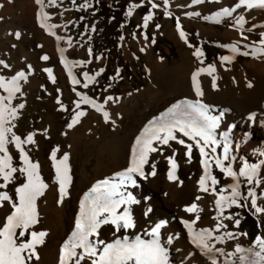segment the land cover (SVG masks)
<instances>
[{
    "label": "rangeland",
    "instance_id": "rangeland-1",
    "mask_svg": "<svg viewBox=\"0 0 264 264\" xmlns=\"http://www.w3.org/2000/svg\"><path fill=\"white\" fill-rule=\"evenodd\" d=\"M102 1L107 2L108 10H116V0H53L51 5L49 0H42L41 9L44 14H47L50 23L55 26L53 35L60 37L61 50H68L70 53V59L67 63H63L59 59L63 65L58 67L54 78H51L48 72L45 76L44 71L38 67L34 59L33 53L37 49L35 39L30 38L23 44L19 43L32 58L28 57V61L24 63L21 62V47L16 43L19 42L18 39L14 37H10V39L0 38V61H3L0 64V77L7 78L17 72H24V77L18 81L21 91L16 93L11 100L12 106L23 104L24 107H17V116L11 121V126L13 132L18 134L22 140L27 135H32V142L23 143L22 147L30 161L38 164L37 171L42 182L49 179L50 173L56 170L54 164L59 163L67 153L69 154L67 162L70 172L74 169L78 170L81 166L89 165L90 162H86V157H89L90 161L93 157L90 156L88 147H83L85 141L107 134L108 131L115 128L120 133H135L142 118H146L159 109H164V106L174 98L182 94L185 95L187 91L184 86H186L190 71V61L196 57L194 53L197 49L203 53L199 57L206 64L217 68L219 74L217 75L228 85L232 82L240 84L246 78L242 77L240 72V69L250 71L246 61H258L255 58V51L245 46L244 43L260 41L264 36V31L254 28L250 23L238 25L235 18H223L215 11H210L211 8L215 10L224 9L229 0H199L198 3L194 0H168L167 8L164 7V0H152L158 5L156 8H152L149 0L130 2L122 10L125 16L122 28H118L117 31L113 30V26L109 25L112 22L105 18V25L104 23L98 24L94 32L82 30L78 37H74L73 26L68 28V24L77 20L83 9L92 8L96 10L100 8L99 4ZM132 5H136V7H131ZM129 11H131V15L128 14ZM165 11L169 14L165 15ZM149 13H151V19L145 26L143 18ZM28 16H33V8L30 9ZM178 21L179 30L177 29ZM79 24L84 26L85 22L80 21ZM104 26H107V29L104 30ZM181 30L185 33L184 38H187L184 46L178 42L181 39L179 34ZM230 43L239 44L243 53L228 52L227 47ZM89 49L92 50L91 55ZM244 53L248 54L245 55ZM226 55L231 56L232 59L223 62L221 57ZM224 63L227 66H223ZM259 63L261 67H264V59L259 60ZM222 66L226 68L224 69ZM48 68L46 67V69ZM63 68L65 71L66 69L71 71L76 82L63 72ZM101 69H103L102 72ZM263 70L264 68H262ZM84 73L94 77L88 83L87 88L83 86L85 83ZM97 73L99 74L97 75ZM70 82H73L75 90L81 95H86L96 103L102 104V111L106 109L111 111L112 117L107 123L98 117L102 111L97 112L90 104L82 103L77 108V104L69 96ZM218 83L219 86H223L220 81ZM209 87V102L226 103L233 106L236 104L235 100H238L236 88L224 93L223 90L214 91ZM0 95L5 97L8 93L0 88ZM108 96L113 97V99L106 101ZM78 111H83L85 115L79 117L80 121L74 124L72 128H68L67 124L72 121V117ZM183 138L184 144L178 143V140L175 139L169 141L168 145H155L158 151L149 154L148 164L157 166L163 172L169 166L168 158H172L178 161L177 174L179 180L185 184L195 183L200 178L201 170L205 167L201 163L202 157L195 141L189 140L185 136ZM216 139L215 151L212 150V147H206L207 155L203 158L207 163L209 175L217 180V184L212 185L209 190L216 189L215 197L230 194L234 180L232 177L225 176L215 166V159L223 157V145L227 143L229 158L225 164H231L234 171L238 173L239 168L244 164L255 163L260 165L257 176V180L260 182L254 184L253 191L258 193V204L264 208V152L260 154L258 159H253L247 156L243 145L240 144V152L236 153V156L231 160L230 152L233 139L231 137L220 139L217 131ZM187 145H192L190 154H186L188 153ZM8 149L10 152L11 148ZM0 155L3 154L0 153ZM17 163V156L12 155V165L16 169L18 168ZM19 175L21 176L22 173L19 172L18 168L13 173L14 179L7 184H4L0 178V184H4L3 187H0V192H7L9 195L10 200L7 202L10 203L11 210L12 203L14 201L18 203L15 188L23 183L22 176ZM158 181L163 182L162 173L158 176ZM208 181L211 183L210 179ZM239 182L241 193L246 196L249 185L242 177L239 178ZM52 185L53 188L57 187L55 183ZM162 186L160 184L157 190H162ZM221 189L224 190L223 193H221ZM43 198L44 194H41L38 200L42 201ZM240 203L245 206L228 207L225 205L221 225L227 227H222L219 232L215 231L216 235H223L225 231L235 233V239L230 240L227 236L224 237L226 241L224 247L227 248H235L236 244L253 246L256 236H262L260 225H264V214L256 213L251 207L250 200H241ZM206 207L200 211V215L196 219L200 226L209 225L213 221V214L216 212L215 209ZM117 213L123 212L120 209L117 210ZM135 213L138 221H140L141 212L136 210ZM228 215L233 216L234 219H225L224 217ZM36 216L37 223L25 230L24 237L19 236V229H17V243L31 239L32 231L46 232V226L51 221H56L55 216L49 211H37ZM236 219L240 221L238 227L234 226ZM245 233L246 235H242ZM97 236L105 243H111L116 239H127L131 242L136 236L144 239L148 236L154 238L153 235L145 233L142 225H135V223L134 227L127 230L122 228L117 230L110 223L101 224L97 229ZM155 239L158 240V237L156 236ZM49 242V236L45 235L43 242L36 245L38 256H42L46 252ZM97 247L99 248V246ZM238 258V254H235L231 264L235 263ZM28 264L39 263L35 262V257H33L28 261ZM68 264H75V262L70 260ZM81 264H91V262L82 261ZM180 264H186V262Z\"/></svg>",
    "mask_w": 264,
    "mask_h": 264
},
{
    "label": "bare ground",
    "instance_id": "bare-ground-1",
    "mask_svg": "<svg viewBox=\"0 0 264 264\" xmlns=\"http://www.w3.org/2000/svg\"><path fill=\"white\" fill-rule=\"evenodd\" d=\"M238 4L239 0L228 1V5H226L225 8L231 9V16L223 15L221 14V10H215L213 8H211L210 11H215V13L223 18L233 17L237 20V18L242 17L243 23H250L254 28L264 31V8L256 7L248 9L244 5L237 7ZM31 8H33V16L29 17L28 13ZM37 13L41 14L39 19ZM43 15L44 12L41 9V5H38L36 0H0V38L10 39V37H14L18 39L17 41L19 42H16V40L15 42L21 47V62L24 63H26L28 57L31 58V56L29 52L27 53V51H24L19 43L23 44V42L25 43V41L30 38L35 39L37 49L34 50L33 53L34 59L38 67L44 71L43 73L45 76L47 75L45 69L49 67L48 69H51L50 77L54 78L58 67L63 65L62 62H59V59H61V61L63 59V63H67L70 59V53L68 50H61L62 42L57 39V36L53 35L55 26L50 23L49 19L44 20ZM41 24H45L47 30L45 27H41ZM16 33H19V37H17ZM261 41H264V36L256 43H244L245 46L255 51V58L258 61H246L250 71L247 72L245 69H240L242 77H246L240 84H236V82H232L230 85L226 84L223 79L218 76L217 68L213 67L215 70L209 73L208 68L210 64H206L200 57L196 56L190 61V71L188 72L186 86H184L187 91L185 95L182 94L174 98L164 106V109H159L146 118H142V121L138 123V130L135 133H120L115 128L112 131H108L107 134L83 143V147H88L90 156H92L93 159L90 161L89 157H86V162H90V164L84 165V167L81 166L78 170L74 169L72 172H70L71 170L69 171V165L66 161L69 179L63 193L60 191V184L56 178V170H54L55 172H51L49 179L43 182L46 185L42 192V194H44L43 200L39 201V196L36 198V212L49 211L55 216L56 221H51V223L46 226L45 233L49 236L50 242L46 252L42 256H39L38 260L35 258V262L39 264H54L55 261V264H60V249L65 241L69 240L71 237V233L75 228L76 216L80 212V201L85 198V193L91 195L90 190L93 185L105 179L109 180L110 183H118L119 178L115 174L122 172L128 167L131 158V148L135 141V137L140 133L141 129L144 128L148 121L152 120L154 117L159 118L162 112L177 101L200 99L201 103L206 106L209 115L220 116V123L216 131L220 139L224 137H231L233 139L232 150L230 152L231 160L236 156V153L240 152V144L243 145L244 152L248 157L258 159L260 154L264 152V70L262 71L264 67H261L259 63V60L264 59V52L261 51V49H264V43ZM178 42L181 46H184L187 42V38L180 39ZM10 44L11 47H13L12 43ZM233 46L236 47L237 52L243 53L237 43H230L227 47L228 52H233ZM43 56H47L48 59H41ZM223 66L227 65L224 63ZM223 66L222 68L225 69L226 67ZM199 69H204V71L199 72L197 76V84L201 87L203 92V95L198 98L196 97L191 77L192 73ZM62 70L72 81H75L71 71H67V69L65 71L64 68ZM69 72L71 73V77L69 76ZM13 76L15 75L3 78L5 82H7ZM213 78H215V88L212 87ZM219 81L221 82L220 84L223 83V86H219ZM249 85H251V87H249ZM69 86L68 91L71 100L75 104H82L83 102L80 101V96L77 95L78 91L75 90L73 82H70ZM208 87L214 91L223 90L224 93L236 88L238 94V100H235L236 104L233 106L226 103L219 104L209 102ZM0 97L3 96L0 95ZM103 111H107L110 118L112 117L109 109ZM102 112L98 117L104 122ZM249 117H251V119ZM175 135L177 140H184L182 133H175ZM10 137L11 134H9V139ZM155 145H158V143L154 142L153 146L155 147ZM6 147L11 148L9 152L11 156H17L18 168L24 167V162L20 160L19 151L15 146L8 144ZM66 156L68 158L69 154L67 153ZM172 160L175 167L172 168L169 164L163 172L154 165L155 175L150 174L153 171V166L146 163L143 171L147 178L141 179L139 176H136L137 186L135 188L131 186L122 188V191L125 193L131 192L138 202L120 205L116 211L121 209L123 212L125 208H127L135 225H142L145 233L148 235H152V227L157 223L163 222V226L157 234V237L166 250L168 264H180L181 262H186V264H210L209 258L203 255L192 243L189 229L182 223V221H189L194 232H199L201 229L214 230L217 223L222 224L223 216L222 214L218 215L215 204L217 197H215L213 190H209V188H212V184L209 183V179L206 180L205 186L209 191L207 190V192H205L200 190L198 183L200 178L206 174L209 175V172L207 171L206 173L205 169H203L201 170L200 178L195 183L191 182L185 184L179 180L177 174L179 168L178 161ZM170 170L173 172L174 176V179L171 180L168 178V172ZM106 171L109 172L105 173ZM161 173L163 182L158 181V176ZM21 176L22 182H26V176L24 174ZM52 183L57 184V187L53 188ZM160 184L163 185L162 190L158 191L157 189ZM198 196L200 197L199 200L196 199ZM193 203L197 205L196 211L186 212L184 209ZM206 206L215 209L216 212L213 214V221H211L209 225L200 226L197 224L196 219L200 215V211ZM136 210L141 212L142 216L140 221H138V218L135 216ZM11 211L9 202H0V228L3 227V223L6 221V217ZM102 215L106 216V214ZM192 221H195V223H191ZM213 235H216L215 231H213ZM89 239L93 241L97 239L102 240L97 235ZM137 239L150 241L153 238L148 236L144 239L136 236L134 240ZM225 242L226 241L223 240V243H216L215 241L212 243L215 247L224 249L225 253L234 252L233 247H224ZM234 256L235 254L233 257ZM216 259L218 264H225V258L223 256L217 254ZM69 261L70 260L66 261V264H68Z\"/></svg>",
    "mask_w": 264,
    "mask_h": 264
},
{
    "label": "snow or ice",
    "instance_id": "snow-or-ice-1",
    "mask_svg": "<svg viewBox=\"0 0 264 264\" xmlns=\"http://www.w3.org/2000/svg\"><path fill=\"white\" fill-rule=\"evenodd\" d=\"M199 2V0H194ZM38 5L42 7V0H36ZM53 0H49L51 5ZM152 8H156L158 5L149 0ZM244 5L248 9L252 8H264V0H239V4ZM168 0H164V7L167 8ZM83 7V6H82ZM131 7H136L132 5ZM131 15V11L128 13ZM169 13L165 11V15ZM221 14L231 16L232 11L229 8L221 9ZM38 19L41 17L40 13H37ZM43 19L47 20V14L43 15ZM151 19V13L144 16V24L147 25L148 20ZM236 23L243 25V18H237ZM41 27H47L45 24H41ZM159 27V25H157ZM177 29H180L179 21L177 22ZM250 31V29H249ZM181 39H184L185 33L179 31ZM19 37V33H16ZM60 39V37H57ZM147 39V37H146ZM264 43V41H261ZM143 51V49H141ZM232 51L236 52L235 46L232 47ZM264 52V49H261ZM89 54H92V50L89 49ZM247 55L248 53H244ZM197 57L203 55L202 52L197 49L194 53ZM41 59L47 60V56L41 57ZM99 59V57H96ZM231 56H222V61H230ZM63 62V59H62ZM3 61H0L2 64ZM7 67V65H5ZM215 69L210 65L208 68L209 73ZM51 75V69H45ZM101 72L103 69L100 70ZM204 69H199L192 73L193 87L195 90L196 97H201L203 92L201 87L197 84V76L199 72H203ZM99 73H97L98 75ZM71 77V73L69 72ZM24 77V72H17L10 80L5 82L3 77H0V88H3L8 95L0 97V178L4 181V184L14 179L13 173L17 169L12 165V156L9 154V149L6 145H14L19 151V158L24 162V167L19 169V172L26 176V182L22 183L21 186L15 188L16 197L18 203H12V211L6 217V221L3 223V227L0 228V264H28L33 257L37 260L39 256L36 251V245L43 242V237L46 235L45 232H31V239L26 242L17 243L16 234L19 229V236H25V230H28L31 225L37 223L36 219V198L40 196L46 185L40 180L38 174V164L32 163L26 155L22 144L31 143L32 135L29 134L22 140L20 136L13 132L11 121L17 116V107L23 108V104L18 106H12V97L21 91L18 81ZM85 83L84 87H88V83L91 82L94 77H90L88 73H84ZM76 82V81H74ZM212 87H216L215 78H213ZM251 87V85H249ZM80 101L85 104H90L95 108L97 112H101L103 109L102 104L96 103V101L90 99L86 95H81ZM113 97H106V101L112 100ZM79 108V103H77ZM103 118L107 123L110 119L109 113L103 111ZM83 111H78L72 117V121L67 124L68 128H72L74 124L79 122V117L84 116ZM251 119V117H249ZM114 122V121H113ZM220 123V116L209 115L206 106L201 103L200 99L196 100H182L177 101L162 112L159 118H153L141 129L140 133L135 137V141L131 148V158L128 167L122 172H118L115 175L119 178L118 183H110L109 180L105 179L93 185L89 193H85V198L80 201V212L77 214L75 219V228L71 233L69 240L65 241L64 245L60 249V264H66L68 260H74L75 264H81L82 261H90L91 264H168L167 255L165 248L161 245L159 240L155 239L157 234L160 232L163 222L157 223L152 227L151 232L153 239L150 241L134 240L129 242L127 239L121 240L116 239L111 243H105L103 240H91L90 237L97 235V229L101 224L114 225L117 230L121 228L127 230L134 227L133 218L128 212L127 208L123 213H117L116 209L120 205H127L128 203H137L131 192H123L122 188L131 186L135 188L137 186L136 176L141 179H146V175L143 171L144 165L148 163L149 154L158 151L153 143L156 142L161 145H168L169 141L175 140V133H182L183 136L188 137L189 140L195 141L196 147L199 148L200 155L202 157L201 163L205 167L207 173V163L203 159L206 154V147H212L215 151L214 146L217 143L216 129ZM9 134L11 137L9 139ZM178 143L184 144L183 139L178 140ZM188 153L192 150V145H187ZM224 155L222 158L217 157L215 159V166L228 177H232L235 181L231 186L230 194L218 195L215 204L218 211V215L222 214L225 205L228 207L238 206L244 207L241 204V200H250L251 207L258 214H264V208L258 204L257 195L258 193L253 191V186L260 181L257 180L258 173L260 171V165L258 164H244L242 165L238 173L233 170L231 164H225L228 160V144L223 145ZM67 156L54 164L56 168V178L60 184V191L63 193L65 185L69 179L67 175ZM169 164L172 168L175 164L172 158H168ZM155 175V166L153 165V171L150 173ZM242 177L249 185L247 195H242L240 189L239 178ZM168 178L174 179L173 172H168ZM210 179L212 185L217 184V180L210 175H204L199 180L200 190L207 192L205 186L206 180ZM4 184H0L3 187ZM215 192L216 189L213 188ZM223 193V189L220 190ZM197 200L200 197H196ZM10 197L7 192H0V201H9ZM197 205L193 203L187 206L184 210L186 212L196 211ZM102 214H106L102 215ZM225 219L232 220L233 216L228 215ZM185 226L189 229V235L192 243L201 251L203 255L209 258L210 264H218L216 255L219 254L225 258V264H231L232 257L234 254H239V264H264V236L257 235L253 241V246L250 248H243L239 244L235 245L234 252L225 253L224 249L215 247L212 243H223L224 237L228 239H235V233L225 231L223 235H213V231L219 232L222 227L226 228V225L217 223L214 230L201 229L199 232H194L191 228L189 221H182ZM191 223H195L192 221ZM239 219L235 220V227L239 226ZM242 235H246L242 234ZM99 245V248L97 247ZM258 249V250H257ZM79 250V251H78ZM26 254V255H25Z\"/></svg>",
    "mask_w": 264,
    "mask_h": 264
},
{
    "label": "trees",
    "instance_id": "trees-1",
    "mask_svg": "<svg viewBox=\"0 0 264 264\" xmlns=\"http://www.w3.org/2000/svg\"><path fill=\"white\" fill-rule=\"evenodd\" d=\"M140 0H116L117 8L116 10H108V7L106 6L105 1H102L101 4H99L100 8H97L96 10H93L92 8H85L80 12L78 19L74 22H70L68 24V28L73 26V29L75 31L74 37H78V35L81 34L82 30H88V31H95L97 29L98 24L104 23L105 25V18L108 19V21L112 22V24H109L110 26H113V30L117 31L118 28H122L124 25V18L125 16L122 13V10L127 7L130 2H139ZM80 21H84V26H81L79 23ZM107 29V26H104V30ZM107 72V71H106ZM260 229L262 231V236H264V225H260ZM245 249L250 248L252 246H241ZM239 256V254H238ZM233 264H239V258L238 260Z\"/></svg>",
    "mask_w": 264,
    "mask_h": 264
}]
</instances>
